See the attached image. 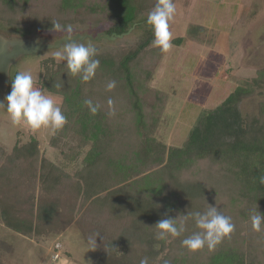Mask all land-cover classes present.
<instances>
[{"label":"trees","instance_id":"trees-1","mask_svg":"<svg viewBox=\"0 0 264 264\" xmlns=\"http://www.w3.org/2000/svg\"><path fill=\"white\" fill-rule=\"evenodd\" d=\"M156 3L0 0V20L32 26L44 22L48 28L53 22L92 21L114 36L125 33ZM260 4L264 9V0H258L256 10ZM28 28L21 36L30 33ZM152 40L149 26L132 44L98 52L100 66L87 83L68 76L64 62L41 61L40 88L62 96L60 107L67 118L52 137L61 159L56 163L41 154L35 138L13 145L0 166L4 225L37 236L73 220L87 240L98 233L92 246L103 252L95 264H140L145 257L148 264H264V225L255 232L250 221L256 211L264 215V104L257 113L244 115L240 109L255 87H264V67L216 107L203 110L182 146L167 147L155 137L168 94L151 85L164 55ZM16 74L10 75V89ZM113 80L116 87L107 91ZM86 99L100 105L96 115ZM70 165H76L73 175L66 171ZM209 205L235 225L214 250L188 251L181 245L198 230L192 220L181 236L155 239L160 219H179ZM120 245L126 249L119 254Z\"/></svg>","mask_w":264,"mask_h":264},{"label":"rangeland","instance_id":"rangeland-1","mask_svg":"<svg viewBox=\"0 0 264 264\" xmlns=\"http://www.w3.org/2000/svg\"><path fill=\"white\" fill-rule=\"evenodd\" d=\"M174 3L177 11L169 23L173 47L164 52L151 81L153 87L168 94L155 132V137L167 147L182 146L203 110L216 107L233 89L250 81L256 70L264 67V9L260 4L256 10L258 0H174ZM152 9L144 12L125 33L111 38L103 33L104 25L97 22L69 24L74 31L91 37L84 42L93 44L98 52L115 51L132 44L148 29L146 20ZM26 27L30 33L21 36ZM62 34L52 31L44 22L32 26L0 20V36L7 39L18 37L50 43ZM55 50L45 48L19 55L10 65V75L15 71L30 72L35 87L40 88L41 61L52 58ZM40 90L61 106L62 96ZM10 91L8 87L2 91V101ZM261 103L264 104L263 85L255 87L242 100L241 112L257 113ZM53 136L45 128L31 132L26 127L13 126L7 114L0 110V166L17 141L26 142L30 138L37 139L41 154L58 163L61 156ZM75 170L76 165L66 169L71 175ZM48 230L51 233L37 236L17 233L4 225L0 213V264H95L103 252L88 243L73 220ZM124 249L125 245H120L117 251L120 254Z\"/></svg>","mask_w":264,"mask_h":264},{"label":"clouds","instance_id":"clouds-1","mask_svg":"<svg viewBox=\"0 0 264 264\" xmlns=\"http://www.w3.org/2000/svg\"><path fill=\"white\" fill-rule=\"evenodd\" d=\"M176 11L173 0H157L154 8L148 13L146 23L151 26L153 33L151 45L161 52L166 53L173 47L171 43L173 35L169 30V23L174 19ZM51 30L63 33L59 39L66 41L53 47L56 50L51 53L52 59L57 63L64 62L68 76H78L83 83L91 81L100 66V61L95 58L98 49L93 44L84 42L92 38L74 31L71 24L65 26L53 22ZM78 35L83 36V39H73ZM50 43H54V40ZM56 87L60 88L62 85L57 84ZM115 87L116 81L113 80L107 83L106 90L111 91ZM84 104L92 115H96L100 109V105L94 104L90 99H86ZM112 104L113 101L109 99L108 105L111 107ZM0 110L7 114L13 126H23L31 132L45 128L55 135L67 123L61 107L52 98L45 96L40 88L35 87L33 75L27 71H19L11 79V91L3 101H0ZM109 114L114 115V112ZM260 182L264 183V177H261ZM189 220L194 221V226L198 230L181 240V245L188 251H197L205 246L212 251L235 229L230 216L223 215L216 206L209 205L203 212H187L179 219L177 217L160 219L155 224V239L166 240L169 237L181 236ZM250 221L253 231L260 232L264 225V215L256 211L250 216ZM97 235L98 233L89 237L90 245H97ZM140 264H148L147 257L141 259Z\"/></svg>","mask_w":264,"mask_h":264},{"label":"water","instance_id":"water-1","mask_svg":"<svg viewBox=\"0 0 264 264\" xmlns=\"http://www.w3.org/2000/svg\"><path fill=\"white\" fill-rule=\"evenodd\" d=\"M86 36V35H85ZM107 37H113L108 36ZM82 39L83 36H74L73 39ZM63 41L57 39L54 43H44L43 41L30 42L27 38L13 37L11 39L0 36V101H2V91L8 87L10 79V65L21 54L40 52L45 48H53Z\"/></svg>","mask_w":264,"mask_h":264}]
</instances>
